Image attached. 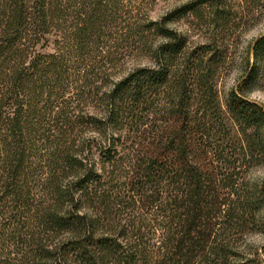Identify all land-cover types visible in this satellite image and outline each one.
Instances as JSON below:
<instances>
[{
	"label": "trees",
	"instance_id": "trees-1",
	"mask_svg": "<svg viewBox=\"0 0 264 264\" xmlns=\"http://www.w3.org/2000/svg\"><path fill=\"white\" fill-rule=\"evenodd\" d=\"M159 1L0 0V264H236L264 231V35L221 98L239 5Z\"/></svg>",
	"mask_w": 264,
	"mask_h": 264
},
{
	"label": "rangeland",
	"instance_id": "rangeland-1",
	"mask_svg": "<svg viewBox=\"0 0 264 264\" xmlns=\"http://www.w3.org/2000/svg\"><path fill=\"white\" fill-rule=\"evenodd\" d=\"M184 0H162L152 9L151 18L157 19ZM234 6L239 5L238 13L241 17L239 27L234 31L237 45L232 48V69L221 79L218 86L221 98H225L229 89L233 88L243 76L246 62L250 60V47L255 39L264 35V0H231ZM248 100L255 102L264 109V79L257 78L246 94ZM247 178L251 183H264V165L253 168ZM235 234V233H234ZM236 264H264V231L254 229L242 235L235 234Z\"/></svg>",
	"mask_w": 264,
	"mask_h": 264
}]
</instances>
